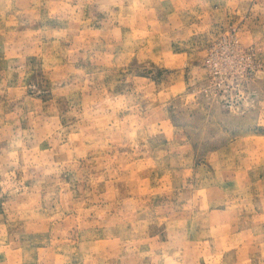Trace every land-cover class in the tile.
I'll return each instance as SVG.
<instances>
[{"label":"rangeland","instance_id":"obj_1","mask_svg":"<svg viewBox=\"0 0 264 264\" xmlns=\"http://www.w3.org/2000/svg\"><path fill=\"white\" fill-rule=\"evenodd\" d=\"M0 264H264V0H0Z\"/></svg>","mask_w":264,"mask_h":264},{"label":"crops","instance_id":"obj_2","mask_svg":"<svg viewBox=\"0 0 264 264\" xmlns=\"http://www.w3.org/2000/svg\"><path fill=\"white\" fill-rule=\"evenodd\" d=\"M127 1V0H126ZM137 3V2H136ZM124 4H127V3H124ZM138 4V3H137ZM22 143H20V142H16L15 144H17L16 146H13V147H11L10 146V143H8L7 145L6 144H3L4 145V148L3 149H5V147H6V151L9 153V154H13V156H14V153L15 152H17V151H19V152H21V153H24L25 151H29V148H28V144H26V142H23V141H21ZM22 144V145H21ZM2 145V146H3ZM26 148H28V150L26 149ZM24 155H26L25 153H24ZM25 159V158H24ZM29 200V199H28Z\"/></svg>","mask_w":264,"mask_h":264},{"label":"built area","instance_id":"obj_3","mask_svg":"<svg viewBox=\"0 0 264 264\" xmlns=\"http://www.w3.org/2000/svg\"><path fill=\"white\" fill-rule=\"evenodd\" d=\"M211 61V58H209V62Z\"/></svg>","mask_w":264,"mask_h":264}]
</instances>
